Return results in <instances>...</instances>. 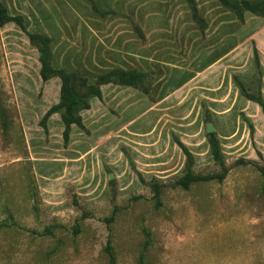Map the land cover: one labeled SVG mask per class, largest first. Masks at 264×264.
Returning a JSON list of instances; mask_svg holds the SVG:
<instances>
[{
	"label": "rangeland",
	"instance_id": "rangeland-1",
	"mask_svg": "<svg viewBox=\"0 0 264 264\" xmlns=\"http://www.w3.org/2000/svg\"><path fill=\"white\" fill-rule=\"evenodd\" d=\"M2 1L10 14L25 18L28 32L51 28L44 13L32 14L31 4L38 2L40 10L41 0ZM94 2L108 15L97 14L91 5L96 22L85 13L63 22L70 37L62 41L73 50L60 55L58 64L89 84L117 68L146 71L150 79L136 89L102 87V99H92L83 114L85 129H72L68 142L61 113L42 125L59 103L61 87L38 81L37 50L19 26L0 28V264H264V177L259 171L264 136L257 140L252 112L238 104L230 117L213 113L219 104L213 101L211 81L187 85L177 71L153 92L160 72L148 57L150 40L121 13V3L136 5V0ZM262 10L255 15L264 18ZM108 16L113 22L106 21ZM74 26L77 37L71 39ZM263 31L264 22L243 26L242 45L253 52L247 66L243 55V70L255 69L257 47L264 50ZM121 33L129 41L125 51ZM138 38L145 50L139 56ZM92 51L94 59L98 51V65ZM236 72L228 71L222 81V96L231 94L232 102L230 80L235 82ZM245 86L257 94L256 80ZM208 124L215 128L225 169L213 161ZM175 138L193 155L196 174L225 178L174 187L186 163Z\"/></svg>",
	"mask_w": 264,
	"mask_h": 264
},
{
	"label": "crops",
	"instance_id": "crops-1",
	"mask_svg": "<svg viewBox=\"0 0 264 264\" xmlns=\"http://www.w3.org/2000/svg\"><path fill=\"white\" fill-rule=\"evenodd\" d=\"M0 1L8 7L5 2L2 0ZM194 1L198 15L205 24L204 27H200L195 22L187 0H136V5L129 4V6L121 3V13L131 17L132 20L143 30L144 37L146 36L147 39L150 40L147 43V46L153 50V52L148 53L152 54L148 55V57L151 59V63L153 62L154 71L160 72L158 77L156 76V79L154 80L153 92L159 84L170 80L171 76L168 75L174 71L182 74L181 77L187 85L197 81L203 82V80H210L211 87L213 88L212 90H214V94L216 95V99L213 101L214 103L219 104L216 108L211 109L212 112L222 114L221 117H230L235 112L234 109L237 108L238 104L247 107V109L252 112V115L249 117L255 125L254 132L258 140L261 135L264 136V113L261 107L257 103L247 100L242 96L241 91L236 82L233 81V78L230 80V89L231 92L235 90L236 101L232 102L231 94L222 96V81L226 74H229L228 71L230 70L237 71L236 73H239V75H235L244 77L245 79H250L255 75L256 66L255 69L252 68L251 71L243 70V55L246 59L245 66H247L249 58H253V52L250 50V46L247 45L243 47L241 30L244 25L250 26L254 25L255 22H264V18H260L254 14L251 16L246 15L244 17L245 24H242L232 12L221 5L219 0ZM34 3L35 4H31V9L33 10L32 14L39 18V12L44 13L50 20L51 24V28L48 29V31L44 30L36 33L46 35L51 39H61V41L52 42V66L56 69H68L63 64H58V58L60 55L65 57L69 51L73 50L69 49L67 44L62 41L64 39H69L70 37L68 30L63 26V22H66L68 18H72L73 21L75 17L82 18V13H85L90 20L96 22L98 18L93 11L91 12L90 7L92 3L96 6L97 4L94 0H41L42 7H39V9H41L38 10V2ZM97 8L105 13V16L108 15L107 12L102 11L98 6ZM110 9L116 10L115 7L106 8V10ZM113 18L114 17L112 16H108L106 21L113 22ZM126 28L129 30V25ZM253 28H255V26ZM92 29L96 28L90 27L91 32ZM70 30L71 39H75V37H77V34L74 31L75 26ZM79 30H81V25L79 26ZM262 33H264V31ZM123 34L126 33H121L119 36L124 42V45L122 44V48L120 49L125 51L129 48V41L123 40ZM258 34L261 33L259 32ZM118 35L116 36L118 37ZM135 42L137 43L135 53L138 56L141 55V53H145V50H142L143 47H141L142 43L140 39L138 38ZM246 42H249V38H247ZM257 49L259 52V58L258 56L257 58L258 61L260 60L259 64L261 63L260 87L264 99V50L259 46ZM37 53V77L38 81L42 82L40 77V55L38 51ZM92 54L93 51L90 54L91 60L95 62V65H98L95 60L98 57V51L94 52V56H96L95 59ZM60 60H63V58ZM137 71L147 73L146 71L138 69ZM245 71L249 72V74L244 73ZM251 73L253 74L251 75ZM54 82L59 84V88L61 87V81L58 78H53L44 84L50 85ZM120 87L123 86L112 84L103 86V88H111L113 91ZM103 92L104 90H102V96ZM25 102L29 104V100L26 98L23 100V103ZM22 105L21 115H24L26 105ZM88 111L89 110L81 113L82 118L83 114ZM56 117L57 114L52 115L49 122L51 123L53 119H57ZM62 125H64L63 122ZM75 128H77V126H72V129Z\"/></svg>",
	"mask_w": 264,
	"mask_h": 264
},
{
	"label": "trees",
	"instance_id": "trees-1",
	"mask_svg": "<svg viewBox=\"0 0 264 264\" xmlns=\"http://www.w3.org/2000/svg\"><path fill=\"white\" fill-rule=\"evenodd\" d=\"M187 2L190 5L195 22L200 27H204L205 24L198 15L195 1L187 0ZM219 2L224 8L232 12L241 22H244V12H252V14L255 15L259 11L263 12L262 9H264V0L253 2L248 0H242L241 2L237 0H219ZM92 7L97 14L103 17L106 15L101 12L94 3H92ZM262 17H264V15H262ZM9 23H15L19 26V28L29 37L30 44L39 52V61L41 64L40 77L42 81L45 83L53 78H58L61 81L60 101L45 114L42 120V125H46V122L52 115L61 113V119L65 127L63 133L65 142L69 141L72 126H77L82 130L85 129L81 113L91 108L92 99H102L103 86L112 84L136 89L142 87V85L147 83L150 79V76L147 73L137 70H124L117 68L98 76L93 79L91 84H89L88 79L83 77L78 72L70 73L64 69L54 68L52 66V39L46 35L28 32L25 18L21 15H10L7 7L0 1V28ZM255 63L256 73L252 78L245 79L244 77L236 76L235 82L239 87L242 96L247 100L257 103L264 113V99L262 97L260 87L261 70L257 56ZM250 80H256L258 84L257 94H253L247 90L245 81ZM142 89L143 93L146 95L150 94L148 89ZM175 142L186 157V163L183 174L175 181L174 187L189 189L192 185L199 182L223 180L225 178V174L218 176H200L196 174L194 171L195 161L193 155L178 138H175ZM208 143L213 161L221 166L222 169H225V161L221 145L215 133L208 134ZM224 171L227 172V170ZM259 171L264 177V164L259 167ZM106 252L110 258V262L113 263L115 261V255L110 242L107 244Z\"/></svg>",
	"mask_w": 264,
	"mask_h": 264
},
{
	"label": "water",
	"instance_id": "water-1",
	"mask_svg": "<svg viewBox=\"0 0 264 264\" xmlns=\"http://www.w3.org/2000/svg\"><path fill=\"white\" fill-rule=\"evenodd\" d=\"M207 132H208V134L215 133V128H214L213 124H208Z\"/></svg>",
	"mask_w": 264,
	"mask_h": 264
}]
</instances>
